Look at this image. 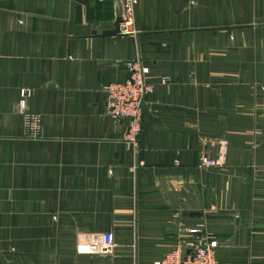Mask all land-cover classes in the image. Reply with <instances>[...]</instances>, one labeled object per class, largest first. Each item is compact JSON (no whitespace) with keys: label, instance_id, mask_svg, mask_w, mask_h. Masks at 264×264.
I'll use <instances>...</instances> for the list:
<instances>
[{"label":"crops","instance_id":"0c3cea01","mask_svg":"<svg viewBox=\"0 0 264 264\" xmlns=\"http://www.w3.org/2000/svg\"><path fill=\"white\" fill-rule=\"evenodd\" d=\"M119 5L85 0L75 34V0H0V264H152L198 222L218 264H264V0H136L132 31L102 34ZM133 58L136 151L101 89ZM218 138L223 165L199 166ZM102 231L110 252L76 250Z\"/></svg>","mask_w":264,"mask_h":264},{"label":"built area","instance_id":"2783aa9c","mask_svg":"<svg viewBox=\"0 0 264 264\" xmlns=\"http://www.w3.org/2000/svg\"><path fill=\"white\" fill-rule=\"evenodd\" d=\"M117 15V32L132 31V11L136 0H119ZM116 15V16H117ZM127 76L122 80L109 81L101 85L105 94L104 113L114 119L125 118L126 130L124 139L137 150V140L141 129V111L146 95L152 90V83L146 78L148 67L138 58L125 61ZM165 78L162 77L163 81ZM31 94L29 86H20L17 90L16 111L22 115L23 123L28 129L37 126L38 114L26 109V99ZM227 140L218 138L213 154L201 153L198 165L201 167H220L225 161ZM203 223L198 222L185 229L186 235L166 250L152 264H218L214 258L217 239L210 234H200ZM76 250L106 254L113 246L112 234L109 231L78 234ZM227 264V263H223Z\"/></svg>","mask_w":264,"mask_h":264},{"label":"water","instance_id":"95a60500","mask_svg":"<svg viewBox=\"0 0 264 264\" xmlns=\"http://www.w3.org/2000/svg\"><path fill=\"white\" fill-rule=\"evenodd\" d=\"M85 0H75V16L74 19L76 21V24L74 25V33L75 34H83L87 32H94V29H90L89 24L87 23H82L81 22V17H80V5L81 3H84ZM119 20V16H115L113 22H112V27L102 29L100 32L102 34H113L117 32V21Z\"/></svg>","mask_w":264,"mask_h":264}]
</instances>
